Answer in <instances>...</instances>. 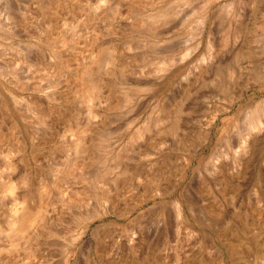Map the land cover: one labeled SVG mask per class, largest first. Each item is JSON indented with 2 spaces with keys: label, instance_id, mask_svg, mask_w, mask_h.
<instances>
[{
  "label": "rangeland",
  "instance_id": "1",
  "mask_svg": "<svg viewBox=\"0 0 264 264\" xmlns=\"http://www.w3.org/2000/svg\"><path fill=\"white\" fill-rule=\"evenodd\" d=\"M12 1L10 4L9 0L0 1V13L2 17L4 15L0 20L6 19L4 23L8 22L9 28L8 31L5 25L4 30L0 28V116L9 115L21 127L14 139L3 138L5 142L0 146L3 151L0 150V264H138L143 260L146 262V258H149L148 264H264V207L257 204L250 191L258 180L259 166L264 162V149L256 168L248 163V168L243 169L246 179H243L245 189L241 195L233 197L230 188L226 189L228 192L223 189L225 179L220 177L216 183L211 170H208V166L211 169V160L218 153L224 154L222 162L230 165L234 162L238 147L236 136L244 131L249 119L242 115L255 102H259V108L263 107L264 101L260 100L264 97V88L259 90L260 84L249 80V73L243 72V79L248 80L249 88L246 85V89L240 80L243 92L241 95L236 88L239 98L230 101L215 95L213 102L225 107L226 111L218 112L214 118L210 114L213 102H209L207 107L202 106L194 90L195 64L205 50L209 34L216 40H223L225 7H233V11L240 12L244 0H215L214 3L200 0L206 7V28L199 47L196 43L199 29L195 23L199 17V0ZM5 4L7 9L14 4L12 8L15 9L9 10V17L4 11ZM12 16H16L17 20ZM244 17L250 20L252 33H247L246 38L254 46H263L262 36L253 38L254 33L259 34L261 27L264 29V21L260 17L252 16L251 19L248 14ZM12 20L23 21L15 23ZM24 21L29 22L25 23L28 26L24 25ZM16 26L18 29H15ZM32 31L34 35L29 38ZM27 46L33 47V50ZM161 65L163 68L160 70ZM88 84H93L95 88L91 92L81 91V85ZM12 90L19 95L18 102L13 101ZM230 91L233 94V89ZM14 104L19 108L16 106L14 109ZM241 110L243 114L239 112ZM257 114L260 116V112ZM258 115H253L254 119ZM1 117L0 125L4 120ZM177 120H180L178 127L174 125ZM3 126L6 134L9 124L5 121ZM227 137L236 146L233 142L231 145ZM80 140L83 141L77 151L76 145ZM5 156L10 158V162ZM75 161L76 167L73 166ZM81 163L87 167L84 174L82 171L79 173ZM150 165L152 168H149ZM122 167L127 168L122 170L123 173L120 171ZM14 168L16 173L19 171L17 174ZM96 171L100 172L99 177ZM89 174L94 175L89 177ZM67 175L70 177L66 179ZM54 181L61 182L56 184L59 187ZM91 184L96 189L91 188ZM10 186L13 190L9 193ZM24 187L26 189L23 190ZM42 190H45L44 194ZM83 191L89 192L84 194ZM186 192L193 198L190 197L191 201H195L196 209L193 213L195 218L188 211L189 220L184 227L178 219H171L175 214L171 213L170 205H166L181 198L180 195L184 198ZM23 199H27L28 203L24 202V205L32 208V212L35 207L33 227L30 225L28 228L31 236L27 229L28 234L24 238L15 231H12L13 234L9 224L11 206L15 200ZM30 199L37 202L30 204ZM106 199L112 201L106 202ZM183 200L186 202L185 198ZM240 203L243 206L238 208V213ZM92 211L94 214L91 215ZM164 219H167V225ZM246 225H250V229ZM164 226H167L165 230ZM17 234L18 237H12ZM20 239H24L23 242ZM21 244L28 245L24 247L29 252ZM155 257H158L156 261Z\"/></svg>",
  "mask_w": 264,
  "mask_h": 264
},
{
  "label": "bare ground",
  "instance_id": "2",
  "mask_svg": "<svg viewBox=\"0 0 264 264\" xmlns=\"http://www.w3.org/2000/svg\"><path fill=\"white\" fill-rule=\"evenodd\" d=\"M1 1V0H0ZM12 1V0H11ZM10 0H9V4H10V2H11ZM46 1H48V0H46ZM116 1V0H115ZM201 1H204V0H201ZM200 0H199V2H198V12H199V17L197 18V20H196V24H197V26H198V42H196L197 43V46L199 47L201 44H202V42H203V33H204V30H205V28H206V20H205V14H204V9L206 8L205 7V5L201 2ZM207 1V0H206ZM208 1H212L213 3L214 2H216L215 0H208ZM6 2V1H5ZM13 2V1H12ZM40 2V1H39ZM38 2V3H39ZM43 2V1H42ZM117 2H118V0H117ZM233 2V1H232ZM232 2H231V5H235V2H234V4H232ZM240 2V1H239ZM7 4H8V2H6ZM14 3V2H13ZM52 3V2H51ZM213 3L211 4V5H213ZM3 4H4V2H3ZM3 4H1V5H3ZM115 4H116V2H115ZM216 4V3H215ZM6 5V4H5ZM5 5H4V7H5ZM48 5H50V4H48ZM210 5V6H211ZM227 5H229V4H227ZM242 5V4H241ZM12 6H14V4H12ZM12 6H11V8H12ZM3 7V6H2ZM3 7V8H4ZM50 7H51V5H50ZM213 7V6H212ZM219 7V6H218ZM222 7V6H221ZM223 7H224V5H223ZM2 8V9H3ZM8 8V6L6 5V7H5V9H4V11H5V13H7V17H9L10 16V12L12 11V10H14L13 8L11 9V8H9V9H7ZM44 8H45V6H44ZM117 8V7H116ZM210 8V7H209ZM208 8V9H209ZM230 8V9H229ZM229 8H226L225 7V10H224V13H223V17H224V21H223V19H222V22H224L225 23V29H223L225 32L223 33V35L225 36L224 37V39L223 40H221V39H219V40H216V39H214V38H212V36L209 34V38H208V42H207V44L205 45L206 47H205V50L204 51H202L201 53H200V55H199V57H198V59H197V61H196V64H195V86H194V90H196V94H197V96H198V99H199V102L202 104V106H206L209 102H213V100L215 99L214 98V96L216 95L217 97L219 96L220 98H225V99H228V100H232L233 101V99H236L237 97L239 98L240 97V94L238 93L237 94V90H236V88H239V90L241 91V95H242V92H243V89H241L240 88V86H239V84H240V80H242V84L244 85V87L246 88V85H247V87H248V85H249V83H248V80L246 79H243V72H248L249 74H248V78H249V80H253L255 83H259L260 84V86H259V90H263V88H264V42H263V46H262V44H260L259 46H254L252 43H250L251 42V40H249L248 38H246V35H247V33H250V34H252L251 33V27H250V20L248 19V20H246L245 19V15H249V17L252 19L253 17H255V18H257V17H260L263 21H264V0H244V4H243V10L242 11H240V12H235V11H233V7L231 8V7H229ZM227 9V10H226ZM235 9V8H234ZM1 10V9H0ZM9 10H11L10 12H9ZM45 10H47V9H45ZM212 10H214V9H212ZM216 10H217V8H216ZM236 10V9H235ZM2 11V10H1ZM3 11V12H4ZM7 11V12H6ZM16 11V10H15ZM18 11V10H17ZM209 11V10H208ZM230 11V12H229ZM216 12V11H215ZM18 14L20 13V12H17ZM23 13V12H22ZM195 13H196V11H195ZM219 13V12H218ZM14 14V13H13ZM208 14H209V12H208ZM6 15V14H5ZM20 15H21V13H20ZM20 15H18V16H20ZM198 15V14H197ZM207 15V14H206ZM212 15V14H211ZM218 15V14H217ZM17 16V15H16ZM16 16H12L13 18H15ZM253 16V17H252ZM3 17H4V15H3ZM2 17V13H0V19L1 18H3ZM248 17V16H247ZM6 18V17H5ZM147 18H148V16H147ZM211 18V17H210ZM216 18V17H215ZM20 19V18H19ZM21 19H23V17L21 18ZM150 19V18H149ZM148 19V20H149ZM207 19V18H206ZM214 19V18H213ZM245 19V20H244ZM4 20V19H3ZM15 20V19H14ZM14 20H12V21H14ZM16 20H17V17H16ZM26 20V19H25ZM153 20V19H152ZM151 20V21H152ZM215 20V19H214ZM4 21H6V19L4 20ZM4 21H1L0 20V28H2L3 30L6 28L5 26H7L8 24V22H6V23H4ZM19 21V20H18ZM18 21H14L15 23H17ZM23 21V20H22ZM22 21H19V22H22ZM144 21V20H143ZM143 21H142V23H143ZM145 21H147V20H145ZM144 21V22H145ZM253 21V20H252ZM11 22V21H10ZM139 22H141V21H139ZM210 22V21H209ZM208 21H207V23H209ZM12 23V22H11ZM25 23H29V22H26V21H24V25H27V24H25ZM137 23V22H136ZM205 23V24H204ZM213 23H216V22H214L213 21ZM218 23V22H217ZM216 23V24H217ZM221 23V22H220ZM23 23H21V25H22ZM133 24V23H132ZM196 24H195V26H196ZM211 24H212V22H211ZM5 25V26H4ZM11 25H13V24H11ZM10 25V26H11ZM15 25V24H14ZM13 25V26H14ZM17 25V24H16ZM224 25V24H223ZM28 26V25H27ZM29 26H31V25H29ZM137 26H139V25H137ZM197 26H196V28H197ZM212 26V25H211ZM215 27H216V25H214ZM219 26V25H218ZM17 27V26H16ZM135 27H136V25H135ZM220 27H221V25H220ZM10 28H12V26L10 27ZM14 28V27H13ZM22 28H23V26H22ZM22 28L20 29L21 31H22ZM139 28H140V26H139ZM195 28V31L197 30ZM210 28V27H209ZM218 28V27H217ZM7 29H9L8 28V26H7V28H6V30ZM15 29H18V27L17 28H15ZM23 29H25L26 31H27V33L29 32L28 31V29H26V28H23ZM149 29V28H148ZM222 29V28H221ZM12 30H14V29H12ZM19 30V31H20ZM29 30H33V29H29ZM208 31H209V33H211V31L209 30V29H207ZM215 30V29H214ZM8 31V30H7ZM16 31V30H15ZM18 31V32H19ZM146 31H147V28H146ZM220 31V30H219ZM222 31V30H221ZM220 31V32H221ZM252 31H255V30H252ZM9 32H11V31H9ZM8 32V33H9ZM13 32V31H12ZM24 32V31H23ZM33 32V31H32ZM143 32V31H142ZM212 32H214V31H212ZM223 32V31H222ZM3 33V32H2ZM31 33V32H30ZM6 34V33H5ZM15 34H17L16 32H15ZM207 34V33H206ZM255 35H254V38H253V40L254 39H258L259 38V36H262V38L264 39V29L261 27V30H260V32H259V34H257V33H254ZM4 35V34H3ZM34 35V32L32 33V35L30 34V36H28L29 38L31 37V36H33ZM49 35V34H48ZM219 35V34H218ZM221 35V34H220ZM223 35H221V36H223ZM10 36H12V35H10ZM214 36V35H213ZM220 36V37H221ZM13 37V36H12ZM205 37V36H204ZM218 37V36H217ZM207 38V37H206ZM219 38V37H218ZM249 38H251V37H249ZM261 38V37H260ZM241 39V40H240ZM26 40H28V39H26ZM34 40V39H33ZM48 40V39H47ZM253 40H252V42H253ZM256 41V40H255ZM28 43V42H27ZM26 43V44H27ZM32 43H34V42H32ZM258 43H260V42H258ZM28 45V44H27ZM27 47H29V46H27ZM26 47V48H27ZM102 47V46H101ZM25 48V49H26ZM29 48H31V47H29ZM33 48V47H32ZM31 48V49H32ZM105 48V47H104ZM195 48H196V46H195ZM18 49H20V48H18ZM103 49V48H102ZM101 49V50H102ZM33 50V49H32ZM35 50V49H34ZM256 50V51H255ZM20 51V50H19ZM97 51V50H96ZM103 51V50H102ZM199 51V50H198ZM107 52V51H106ZM197 52V51H196ZM261 52H262V54H261ZM26 53H29L30 55H31V52H27V50H26ZM35 53V52H34ZM97 53V52H96ZM99 53H100V51H99ZM28 54V55H29ZM105 54V53H104ZM27 55V56H28ZM1 56L3 57L4 55L3 54H1ZM225 56V57H224ZM93 57V56H92ZM6 57H4V59H5ZM4 59L2 60V61H4ZM7 59V58H6ZM95 59V58H94ZM107 60V59H106ZM196 60V59H195ZM91 60H89V62H90ZM5 62H7V61H5ZM84 62V61H83ZM8 63V62H7ZM88 63V62H87ZM86 63V64H87ZM90 63H94V62H90ZM89 63V64H90ZM195 63V62H194ZM95 65V64H94ZM2 66V65H1ZM6 66H8L7 64H6ZM13 66V65H12ZM15 66V65H14ZM84 66V65H83ZM83 66H81V68L83 67ZM89 66V65H88ZM16 67V66H15ZM14 67V68H15ZM160 67V68H159ZM158 68L161 70L162 68H163V65H161V66H159ZM165 67H167V66H165ZM87 68V67H86ZM89 68V67H88ZM16 69H17V67H16ZM15 69V70H16ZM2 70V69H1ZM90 69H88V71H89ZM95 70H96V68H95ZM92 71V70H91ZM78 72V71H77ZM212 72H213V75H212ZM13 73H15V72H13ZM80 73V72H79ZM90 73V72H89ZM89 73H88V75H89ZM17 74V73H16ZM76 74V75H75ZM74 75L77 77L78 75H77V73H75ZM11 74H9V76H10ZM15 75V74H14ZM18 75V74H17ZM20 75V74H19ZM87 75V74H86ZM91 76H92V74H90ZM157 75V74H156ZM75 76H73L74 78H75ZM80 76V75H79ZM11 77V76H10ZM13 77V76H12ZM20 76H18V78H19ZM89 77V76H88ZM15 78V77H14ZM74 78L72 79V80H74ZM15 80V79H14ZM13 80V81H14ZM17 80V79H16ZM16 80L14 81V82H16ZM83 80V79H82ZM87 80V79H86ZM85 80V81H86ZM89 80V79H88ZM92 79H90V81H91ZM19 82H20V79L18 80ZM70 81H71V79H70ZM84 81V82H85ZM193 81V80H192ZM71 82H73V81H71ZM76 82V81H75ZM74 82V84H76ZM89 82V81H88ZM92 82V81H91ZM94 82V81H93ZM17 83V82H16ZM78 83V82H77ZM86 83V82H85ZM254 83V84H255ZM15 84V83H14ZM83 84V83H82ZM242 84H241V86H242ZM94 85H95V83H94ZM94 85L93 84H88V85H85V86H83V85H81V87H82V89H81V91H86V92H91L95 87H94ZM12 86V85H11ZM24 86V85H23ZM80 86V85H79ZM76 87V86H75ZM78 87V86H77ZM94 87V88H93ZM257 87V86H256ZM23 88V87H22ZM249 88V87H248ZM35 89V88H34ZM78 89V88H77ZM76 89V90H77ZM230 89H233V94L231 93V91H230ZM247 89V88H246ZM100 90V89H99ZM252 90V89H251ZM84 91V92H85ZM237 91V92H236ZM77 92H78V90H77ZM100 92V91H99ZM256 92V91H255ZM11 93H12V98H13V101L14 102H18L20 99H19V95L18 94H15V92L12 90L11 91ZM11 93H9V95H11ZM252 93V92H251ZM89 94V93H88ZM87 94V95H88ZM1 95V94H0ZM85 95V94H84ZM83 95V96H84ZM86 95V96H87ZM255 95V94H254ZM82 96V95H81ZM89 96V95H88ZM195 96V95H194ZM253 96V95H252ZM89 97H91V95L89 96ZM244 97V96H243ZM20 98H21V96H20ZM88 98V97H87ZM196 98V97H195ZM222 98V99H223ZM258 98V97H257ZM66 99V98H65ZM195 100V99H194ZM250 100V99H249ZM253 100V99H252ZM252 100H250V101H252ZM10 101V100H9ZM12 101V102H13ZM22 101V100H21ZM197 101V100H196ZM195 101V103H197ZM229 101V102H230ZM255 101V100H254ZM261 101H264V97H262V99L260 100V102ZM36 102V101H35ZM203 102H205L204 103V105H203ZM217 102V101H216ZM227 102V101H226ZM1 103H3V102H1ZM259 102H255V105L252 107V104H251V107L252 108H248V109H246L245 110V113H244V111H239L240 113H244V115H242V116H245V118L247 119L248 117H249V119H248V121L246 122L247 123V125H245L246 127L244 128V131H243V128H242V131L243 132H240L239 133V131H238V135L239 136H236L237 137V139H238V142L236 143V144H238V147H237V149L235 150V153L236 154H234V155H236L235 157V159L232 161L233 163L230 165V163H224V162H222L221 161V157H223V153L222 154H219L218 153V155L217 156H215V159L214 160H211L212 161V164H211V169H210V167L208 166V170H211V172H212V175L214 176V178H215V180H216V183L218 182V181H220V177H222V178H224L225 180H223L225 183H224V187H223V189L224 190H226V189H228V188H230V193L232 194V196L233 197H235V195L236 196H238V195H241L242 194V192H243V188H244V186H243V184H244V181H243V179L245 178V176H246V174H244V171H243V169H245V167L246 168H248V163H249V166H250V163H251V165L254 167V168H256V166H258L257 164H258V159H259V157H260V155H261V153H262V151H263V149H264V103H262V105H263V107H262V105L260 106V107H262V108H259V104H258ZM213 104V106H212V108H211V106H210V108L212 109V113H210L209 111H207L208 113H210V114H212L211 115V118H214L216 115H217V113L218 112H220V111H226V108L225 107H221V106H219L218 104H216L215 103V101L212 103ZM232 104V103H231ZM7 105V104H6ZM10 105V104H9ZM35 105V104H34ZM41 105V104H40ZM196 105V104H195ZM199 105V104H198ZM197 105V106H198ZM233 105V104H232ZM231 105V106H232ZM5 106V105H4ZM11 106V105H10ZM17 107H18V105H16ZM15 104H14V109H15ZM42 106V105H41ZM208 106H209V104H208ZM228 106V105H227ZM239 106H241V105H239ZM34 107H36V106H34ZM172 107V109L174 108L173 106H171ZM196 107V106H195ZM207 107V106H206ZM1 108H2V106H1ZM19 108V107H18ZM39 108V107H38ZM38 108H36V109H38ZM42 108H43V106H42ZM197 108V107H196ZM198 108H200V106L198 107ZM203 108V107H202ZM209 108V109H210ZM232 108V107H231ZM240 108V107H239ZM17 109V108H16ZM36 109H34V111L36 110ZM204 109V108H203ZM208 109V108H207ZM207 109H205V110H207ZM243 109V108H242ZM38 110H40V109H38ZM165 110V109H164ZM170 110V109H169ZM176 110H178V109H176ZM238 110V109H237ZM18 111V110H17ZM33 111V112H34ZM180 111V110H179ZM178 111V112H179ZM202 111H204V110H202ZM260 112V116L257 114L258 112ZM35 112H38V111H35ZM173 112H174V109H173ZM177 112V111H176ZM182 112V111H181ZM255 112H257L256 114H254ZM16 113V112H15ZM20 113V112H19ZM40 113V112H39ZM44 113V112H43ZM172 113V112H171ZM175 113V112H174ZM235 113V112H234ZM38 114V113H37ZM170 114V113H169ZM176 114V113H175ZM197 114H199V113H197ZM202 114H204V113H202ZM236 114H237V112H236ZM1 115V114H0ZM4 114H2V116H3ZM19 116H20V114H18ZM40 115V114H39ZM168 115V114H167ZM171 115V114H170ZM169 115V116H170ZM178 115H179V113H178ZM205 115H207L208 116V114L205 112ZM241 115V114H240ZM253 115H258L257 117H255V119H254V116ZM10 116H14V115H11V113H10ZM42 116V115H41ZM72 116H74V115H72ZM171 116H173V115H171ZM200 116V115H199ZM199 116H198V118H199ZM202 117L204 116V115H201ZM230 116V115H229ZM234 116V115H233ZM238 116V115H237ZM253 116V117H252ZM1 117V116H0ZM15 117V116H14ZM2 118V117H1ZM170 118V120H171V117H169ZM174 118H176V116L174 117ZM197 118V119H198ZM244 118V119H245ZM2 119H4L3 121H2V124L0 125V146L5 142V141H2V139L4 138V140L6 139H10V138H12V139H14L16 136H17V134H18V132L20 131V127H19V122L16 120V119H14V118H9V115H7V116H3V118ZM176 119H179L178 118V116H177V118ZM208 119H209V117H208ZM207 119V120H208ZM216 119V118H215ZM242 119V118H241ZM245 119V120H246ZM74 119H72V121H73ZM202 120H204L205 121V119L204 118H202ZM201 119L199 120L200 121V123H201V121H202ZM243 120V119H242ZM242 120H239V122H241ZM5 121H6V123H8L9 124V126H8V128L6 129V130H8V132H6V134H5V132H4V126L3 125H5ZM174 122H175V120H173ZM178 121V120H177ZM176 121V122H177ZM229 121V120H228ZM244 121V120H243ZM169 122V121H168ZM179 122H180V120L177 122V123H174V125L175 126H177L178 127V125H179ZM232 122V121H231ZM230 122V123H231ZM239 122H238V124H239ZM1 123V122H0ZM241 123H243V122H241ZM75 124V123H74ZM170 124V123H169ZM198 124V123H197ZM208 124V123H207ZM243 124H245V123H243ZM203 125H204V123H203ZM233 125H235V122H234V124ZM241 125V124H240ZM240 125H238V126H240ZM77 126V125H76ZM79 126V125H78ZM77 126V127H78ZM173 126V125H172ZM201 126H202V124H201ZM7 127V126H6ZM177 127H176V129H177ZM171 128H174V127H171ZM225 128V127H224ZM237 128V127H236ZM80 130V129H79ZM202 130V129H201ZM227 130V129H226ZM229 130V129H228ZM240 130V129H239ZM22 131V130H21ZM236 130H234V132H237ZM80 132V131H79ZM202 132V131H201ZM139 133V132H138ZM202 133H204V132H202ZM208 133V132H207ZM228 133H230V132H228ZM233 133V132H232ZM140 134V133H139ZM234 134V133H233ZM4 135H5V137H4ZM21 135V134H20ZM218 135V134H217ZM222 135V134H221ZM220 135V136H221ZM234 135H237V134H234ZM200 136H202V135H200ZM199 136V137H200ZM226 136H227V134H226ZM76 137V136H75ZM198 137V138H199ZM204 137H207V135L206 136H204ZM209 137V136H208ZM223 137H225V136H223ZM210 138V137H209ZM232 138V137H231ZM235 138V137H234ZM83 139H84V137H83ZM207 139V138H206ZM227 139H229L230 140V138L229 137H227ZM11 140V139H10ZM76 141H77V139H75ZM85 140V139H84ZM224 140V139H223ZM81 141H83V140H80V141H78V143H77V145H76V150L77 151H79V147H80V145H81ZM199 141H201V140H199ZM204 141V140H203ZM221 141H222V139H221ZM220 141V142H221ZM231 141V140H230ZM236 141V140H235ZM11 142V141H10ZM15 142V141H14ZM218 142H219V140H218ZM219 142V143H220ZM233 142V140L230 142V144ZM74 143H75V141H74ZM74 143H72V144H74ZM227 143H229L228 141H227ZM6 144V143H5ZM16 144V143H15ZM20 144H21V142H20ZM84 144V143H83ZM236 144L234 145V142H233V145L234 146H236ZM226 145V144H225ZM232 145V144H231ZM3 146V145H2ZM14 146V145H13ZM16 146V145H15ZM74 146V145H73ZM227 146V145H226ZM17 147V146H16ZM223 148V147H222ZM233 149V148H232ZM0 150L2 151V149L0 148ZM74 150H75V148H74ZM224 150H225V147H224ZM227 150H229V148L227 149ZM86 151V150H85ZM91 151V150H90ZM222 151V150H221ZM230 151V150H229ZM228 151V152H229ZM233 151V150H232ZM3 152V151H2ZM1 152V153H2ZM7 152V151H6ZM218 152V151H217ZM219 152H220V150H219ZM224 152V151H223ZM225 152H226V150H225ZM8 153V152H7ZM77 153V152H76ZM75 153V154H76ZM86 153V152H85ZM87 153H90V152H87ZM86 153V154H87ZM230 153V152H229ZM234 153V152H233ZM4 154H5V152H4ZM217 154V153H216ZM215 154V155H216ZM228 154V153H227ZM264 153H262V155H263ZM2 155H3V153H2ZM80 156V158H83V157H81V155L82 154H79ZM226 155V154H225ZM4 156V155H3ZM7 156H9V154L7 155ZM7 156H5L6 158H7ZM88 156V155H87ZM227 156V155H226ZM228 156H229V158H231L230 157V155L228 154ZM4 157V158H5ZM89 157V156H88ZM213 157V156H212ZM5 158V159H6ZM84 158H86V156L84 155ZM225 158H227V157H225ZM8 159V161L10 162V158H7ZM73 159H75V157L73 158ZM262 159V158H261ZM78 160V159H77ZM76 160V161H77ZM84 160V159H83ZM87 160V159H86ZM223 161H224V159H222ZM230 160V159H229ZM69 161V160H68ZM68 161H66V162H68ZM73 161V160H72ZM73 162L74 164H73V166L77 163V162ZM80 161H81V159H80ZM92 161H94V160H92ZM65 162V164H67ZM71 162V161H70ZM82 162V161H81ZM12 163V162H11ZM79 164H80V162H78ZM84 163H86V162H84ZM245 163H246V165H245ZM260 163V162H259ZM264 163V162H263ZM262 163V165H260L259 166V170H258V180L256 181V182H252L253 183V186H252V189L250 190V191H252V195H254L253 197H255L254 199H256V202H257V204L259 205V206H262V207H264V164ZM71 164V163H70ZM87 164V163H86ZM86 164H84L83 166H82V163H81V165H79L80 166V169H79V173L81 174V171H82V174H84L83 173V171H84V169L85 168H87L86 167ZM91 165V164H90ZM89 165V166H90ZM96 165V164H95ZM117 165H118V162H117ZM120 165V164H119ZM13 166V165H12ZM68 166V165H67ZM70 166V165H69ZM77 166H78V164H77ZM93 166V165H92ZM98 166V165H97ZM96 166V167H97ZM151 166V165H150ZM64 168H65V166H63ZM74 167H76V166H74ZM73 167V168H74ZM93 167H95V166H93ZM125 167V166H124ZM251 167V166H250ZM89 168V167H88ZM91 168V167H90ZM89 168V169H90ZM99 168H101V167H99ZM98 168V169H99ZM110 168H111V166H110ZM113 168V167H112ZM114 168H115V166H114ZM149 168H152V166L151 167H149ZM68 169V168H67ZM67 169H65L66 171H68ZM70 169H71V167H70ZM70 169H69V171H70ZM76 169V168H75ZM74 169V170H75ZM94 169V168H93ZM92 169V170H93ZM107 169V168H106ZM118 169H119V166H118ZM125 169H127V168H125ZM123 167H122V169H120V171H122V170H125ZM158 169V168H157ZM16 170V168H14V171ZM62 170H64V169H62ZM94 170H97L96 168L94 169ZM100 170V169H99ZM108 170V169H107ZM251 170V169H250ZM257 170V169H256ZM28 171V170H27ZM88 172H89V170H87ZM86 171V172H87ZM151 171V170H150ZM243 171V172H242ZM246 171V170H245ZM19 172V171H18ZM17 172V173H18ZM85 172V173H86ZM109 172V171H108ZM110 172H112V171H110ZM155 172V171H154ZM247 172V171H246ZM250 172V171H249ZM255 172V171H254ZM15 173H16V171H15ZM16 173V174H17ZM70 173H71V171H70ZM75 173H77V172H75ZM92 173V172H91ZM96 173H97V171H96ZM103 173H105L104 171H103ZM114 174H116V172H113ZM122 173H123V171H122ZM250 173H252V172H250ZM256 173V172H255ZM30 174V173H29ZM98 174H100V172H98L96 175H98ZM148 174V173H147ZM225 174V175H224ZM248 174V173H247ZM21 175H23L22 173H21ZM61 175V174H60ZM72 175V174H71ZM79 175V174H78ZM91 175H94V174H89V177H91ZM149 175V174H148ZM16 176V175H15ZM30 176V175H29ZM28 176V177H29ZM57 176H59V174H57ZM68 176V175H67ZM88 176V175H87ZM111 176V175H110ZM155 176V175H154ZM212 176V177H213ZM250 176V175H249ZM17 177V176H16ZM66 177V176H65ZM70 176H68V177H66V179L67 178H69ZM72 177V176H71ZM78 178H79V176H77ZM98 177H99V175H98ZM253 177V176H252ZM19 178V177H18ZM32 178V177H31ZM30 178V179H31ZM56 178V177H55ZM59 178V177H58ZM61 178V177H60ZM73 178V177H72ZM75 178V177H74ZM78 178H76V179H78ZM84 178V177H83ZM87 179H88V177H86ZM234 178V179H233ZM248 178V177H247ZM257 178V177H256ZM62 179V178H61ZM103 179V178H102ZM114 179V178H113ZM242 179V180H241ZM246 179V178H245ZM248 179H250V178H248ZM252 179V178H251ZM29 180V179H28ZM80 180V179H79ZM95 180V179H94ZM93 180V181H94ZM23 181V180H22ZM60 181H62V180H60ZM100 181V180H99ZM103 181V180H102ZM211 181H212V179H211ZM249 181V180H248ZM11 182H12V180H11ZM55 182V181H54ZM82 182V181H81ZM247 182V181H246ZM250 182V181H249ZM58 183H61V182H58ZM58 183H54L55 185L56 184H58ZM88 183V182H87ZM91 183V182H90ZM212 183H214L213 181H212ZM248 183V182H247ZM15 184V183H14ZM25 184H26V182H25ZM25 184H23V185H25ZM63 184V183H62ZM61 184V185H62ZM89 184V183H88ZM92 184H93V182H92ZM91 184V185H92ZM94 184H95V181H94ZM221 184V183H220ZM223 184V183H222ZM9 185V184H8ZM7 185V186H8ZM61 185H60V187H61ZM84 185H86V183L84 184ZM98 185V184H97ZM214 185V184H213ZM212 185V186H213ZM216 185V184H215ZM14 186V185H13ZM13 186H10L9 187V189H8V187H7V189L9 190V193H10V191H12L13 190ZM54 186V185H53ZM57 187H59V185H56ZM83 186V185H82ZM87 186V185H86ZM85 186V187H86ZM99 186V185H98ZM217 186H219V185H217ZM50 187H52V186H50ZM49 187V188H50ZM87 187H89V185L87 186ZM102 187V186H101ZM105 187V186H104ZM246 187V186H245ZM6 188V187H5ZM4 188V189H5ZM48 188V187H47ZM62 189H64L63 188V186L61 187ZM90 188V187H89ZM91 188H94L93 187V185L91 186ZM250 188V187H249ZM14 189H15V187H14ZM24 189H26L25 187L23 188V190ZM46 189V188H45ZM75 189V188H74ZM82 189V188H81ZM94 189H96V188H94ZM245 189V188H244ZM8 190H6V191H8ZM36 190H38V189H36ZM50 190V189H49ZM60 190V189H59ZM67 191L69 190V188H67L66 189ZM73 190V189H72ZM71 189H70V191H72ZM100 190V189H99ZM248 190V191H249ZM1 191V190H0ZM31 191H33V190H31ZM35 191V190H34ZM40 191V190H39ZM45 191V190H44ZM44 191L42 190L41 192H43V194H44ZM46 191H47V189H46ZM61 191V193H62V190H60ZM59 191V192H60ZM64 191V190H63ZM77 191H79V190H77ZM85 191V190H84ZM83 191V192H84ZM96 191V190H95ZM98 191V190H97ZM104 191V190H103ZM101 192V193H104V192ZM216 191H217V189H216ZM222 192H223V190H221ZM227 191V190H226ZM226 191H224V192H226ZM36 192V191H35ZM73 192V191H72ZM74 192L75 193H77L75 190H74ZM80 192V191H79ZM89 191H87V192H84V194L85 193H88ZM93 192V194H94V191H92ZM228 192V191H227ZM226 192V193H227ZM246 192V191H245ZM2 193V192H1ZM23 194H24V192H22ZM26 193H28V191L26 192ZM31 193V192H30ZM37 193V192H36ZM50 193V192H49ZM49 193H48V195H49ZM64 193V192H63ZM81 193H82V191H81ZM100 193V194H101ZM244 193V192H243ZM249 193H251V192H249ZM34 194V193H33ZM40 194V193H39ZM42 194V193H41ZM40 194V195H41ZM65 194V193H64ZM74 194V193H73ZM90 194H91V192H90ZM96 194H98V193H96ZM219 194V193H218ZM27 195V194H26ZM34 195H36V194H34ZM51 195V194H50ZM87 195V194H86ZM101 195H104V194H101ZM221 195V194H220ZM247 195H249L248 193H247ZM251 195V194H250ZM19 196V195H18ZM30 196H32V194H30ZM46 194H45V198H46ZM70 196H71V194H70ZM88 196V195H87ZM86 196V197H87ZM181 196V198H182V195H180ZM222 196H225V195H222ZM227 196V195H226ZM229 196V195H228ZM244 196V195H243ZM246 196V195H245ZM28 197V196H27ZM36 197V196H35ZM35 197H33L35 200H36V198ZM38 197H40V196H38ZM42 197H43V195H42ZM91 197H93V196H91ZM103 197V196H102ZM105 197V196H104ZM111 197V196H110ZM191 197V196H190ZM190 197L188 196V193L186 192V194L184 195V198H185V200H186V202L183 200L184 198H177V199H175L174 201H171V202H168V205H166V207L168 206L169 207V205H170V208H171V210H172V212L171 213H173L174 212V216H176V218L174 219L173 217L171 218L173 221L174 220H176V219H178L177 221L179 222L180 221V223H182V224H184V223H188V222H186V221H188L189 220V217H188V215H189V213H188V211H191L192 213V215H193V213L195 212V205H194V203H195V201H191V199H193L192 197H191V199H190ZM242 197V196H241ZM246 197H248V196H246ZM250 197V196H249ZM248 197V198H249ZM19 198V197H18ZM50 198V197H49ZM70 198H72V197H70ZM97 198H100V197H97ZM108 198V197H107ZM231 198V197H230ZM21 199V198H20ZM28 199H29V197H28ZM47 199H48V197H47ZM103 200H104V198H102ZM101 199V200H102ZM245 199V198H244ZM33 201V199H32V201H31V199L29 200L30 201V204H31V202H34V203H36L37 201ZM42 200H44V198L42 199ZM49 200V199H48ZM100 200V199H99ZM107 201H110V200H108V199H106V202ZM112 201V200H111ZM110 201V202H111ZM232 201H233V199H232ZM248 201H249V199H248ZM24 202L26 203H28V201H27V199H23V200H15V202L13 203V205L11 206V218L9 219V224H11V227H12V229L13 230H11V232L12 231H15L16 233H20V236L21 237H25L26 236V234H28V232H29V235H30V231H29V227H30V225H31V223H32V219H33V217H32V214L34 213V210H35V207H34V209H33V212H32V208L30 209L28 206H26V204L24 205ZM105 202V201H104ZM109 202V203H110ZM241 202H243V200H241ZM255 202V201H254ZM237 203H238V201H237ZM236 203V204H237ZM245 203V202H244ZM39 204H41V205H43L41 202L39 203ZM38 204V205H39ZM107 204V203H106ZM27 205H29V204H27ZM40 205V206H41ZM44 205H45V203H44ZM111 205V204H110ZM255 205H256V203H255ZM258 205H257V207H258ZM34 206V205H33ZM243 205L240 203L239 204V206L237 207V209L238 208H241ZM32 207V206H31ZM37 207H39V206H37ZM42 207V206H41ZM109 207V206H108ZM197 207V206H196ZM235 207V206H234ZM260 208V207H259ZM259 208H257V210L259 211ZM37 209H39V208H37ZM41 209V208H40ZM39 209V210H40ZM97 213L100 211V208H99V211H97L96 209H94ZM103 210V209H102ZM241 210V209H240ZM256 210V211H257ZM37 211V210H36ZM36 211H35V213H36ZM94 211V212H95ZM104 211V210H103ZM102 211V212H103ZM257 211V212H258ZM39 212V211H38ZM101 212V211H100ZM233 212H234V210H233ZM236 213H237V211H235ZM264 212V211H263ZM197 213V212H196ZM213 213V212H212ZM238 213H239V209H238ZM255 213V212H254ZM37 214H39V213H37ZM41 214H42V212H41ZM92 214H94L93 213V211H92V213H91V215ZM198 214V213H197ZM219 214V213H218ZM36 215V214H35ZM43 215H44V213H43ZM42 215V216H43ZM90 214L88 213V216H89ZM168 215V214H167ZM170 215H172V214H170ZM196 215V214H195ZM234 215V217L236 216L235 215V213L233 214ZM259 216H260V212H259V214H258ZM257 215V216H258ZM33 216H34V214H33ZM93 216H95V215H93ZM169 216V215H168ZM201 216V215H200ZM240 216H242V215H240ZM256 216V215H255ZM90 217V216H89ZM88 217V218H89ZM165 217V216H164ZM170 217V216H169ZM191 217V216H190ZM193 217H194V215H193ZM192 217V218H193ZM40 218H41V216H40ZM195 218V217H194ZM232 218V217H231ZM238 218V217H237ZM37 219V218H36ZM39 219V218H38ZM168 220H169V218H167ZM167 219H164L163 221H167ZM170 219V220H171ZM199 219V218H198ZM260 219V218H259ZM35 220V219H34ZM33 220V221H34ZM42 220V219H41ZM44 220V219H43ZM171 220V221H172ZM196 220V219H195ZM203 220V219H202ZM201 220V221H202ZM238 220V219H237ZM236 219L234 220V221H237ZM240 220V219H239ZM176 221V222H177ZM243 221V220H242ZM247 221H248V219H247ZM44 222H45V220H44ZM170 221H168V224H170L169 223ZM177 222V223H178ZM205 223H206V221H204ZM231 222H233V221H231ZM246 222V221H245ZM176 223V224H177ZM201 223V222H200ZM203 223V222H202ZM243 223V222H242ZM249 223H250V220H249ZM251 223H253L252 222V220H251ZM44 224V223H43ZM165 224V223H164ZM182 224H181V226H182ZM189 224H190V222H189ZM213 224V223H212ZM260 224V223H259ZM34 225V224H33ZM166 225H167V222H166ZM242 224L240 223V226H241ZM258 225V224H257ZM256 225V226H257ZM32 226V225H31ZM189 226V225H188ZM208 227H209V225H207ZM247 226V225H246ZM245 226V227H246ZM252 226V225H251ZM10 227V228H11ZM33 227V226H32ZM167 226H164V230H165V228H166ZM168 227H170L169 225H168ZM184 227H185V224H184ZM183 227V228H184ZM187 227V226H186ZM190 227H192V226H190ZM214 227V226H213ZM212 227V228H213ZM243 227H244V224H243ZM248 227V226H247ZM249 227H250V225H249ZM248 227V229H250ZM253 227V226H252ZM251 227V228H252ZM189 228V227H188ZM214 228H216V227H214ZM27 229H28V232H27ZM31 229V228H30ZM187 229V228H186ZM190 229V228H189ZM193 229V228H192ZM218 229V228H217ZM243 229V228H242ZM253 229V228H252ZM213 230V229H212ZM244 230V229H243ZM246 230V229H245ZM9 231V230H8ZM189 231V230H188ZM8 233V232H7ZM13 233V232H12ZM11 233V234H12ZM33 232H31V234H32ZM14 234V233H13ZM18 234L17 235H15V236H12V237H14V238H16V236L18 237ZM6 236H8V235H6ZM11 236H9V237H11ZM31 236V235H30ZM148 236V235H147ZM33 237V236H32ZM145 237V236H144ZM28 238V237H27ZM26 238V239H27ZM31 238V237H30ZM148 238H149V236H148ZM8 239V238H7ZM13 238H11V240H12ZM17 239H19V238H17ZM141 239V238H140ZM9 240H10V238H9ZM14 240V239H13ZM22 242H23V240L24 239H20ZM31 240V239H30ZM33 240V239H32ZM149 240V239H148ZM18 241V240H17ZM16 241V242H17ZM26 241V240H25ZM20 242V241H19ZM31 242V241H30ZM11 244H15V242H10ZM25 243V242H24ZM28 243H29V241H28ZM32 243H34V242H32ZM16 245V244H15ZM24 245V244H23ZM26 245V244H25ZM24 245V246H25ZM32 244H30V246H31ZM19 246V245H18ZM21 246H22V244H21ZM24 246H22V248L24 247ZM27 247H28V245H26ZM30 246H29V248H30ZM134 246V245H133ZM32 247H34V244L32 245ZM137 247V246H136ZM99 249L98 250H100V246L98 247ZM8 249V248H7ZM32 249H34V248H32ZM133 249V248H132ZM136 249V248H135ZM134 249V250H135ZM24 250L26 251V249H25V247H24ZM237 250V249H236ZM133 251V250H132ZM26 252H29V251H26ZM32 253V252H31ZM102 253V252H101ZM176 254V253H175ZM150 255V254H149ZM155 255V254H154ZM134 256V255H133ZM133 256H132V258H133ZM220 256V258H221V255H219ZM243 256V255H242ZM152 257H153V255H152ZM178 257V256H177ZM137 258V257H136ZM135 258V259H136ZM158 259V257H155V261ZM24 259V258H23ZM144 259H145V257H144ZM147 259V261L146 262H144V260H143V262H140V263H138V264H148V262H150V261H148V259L149 258H146ZM159 259H160V255H159ZM214 258H212V260H213ZM219 259V258H218ZM25 260V259H24ZM24 260L22 261V262H24ZM177 260H178V258H177ZM217 260V259H216ZM130 261V260H129ZM139 261H142L141 259H139ZM210 261V260H209ZM27 261H25V263H26ZM130 262H132V261H130ZM218 262H219V260H218ZM66 263V262H65ZM133 263V262H132ZM207 263H209L208 261H207ZM222 263V262H221ZM206 264V263H205ZM219 264V263H218Z\"/></svg>",
  "mask_w": 264,
  "mask_h": 264
}]
</instances>
